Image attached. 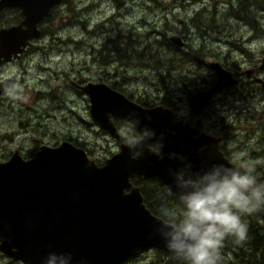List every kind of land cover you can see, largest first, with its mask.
I'll return each mask as SVG.
<instances>
[{"label":"water","instance_id":"obj_1","mask_svg":"<svg viewBox=\"0 0 264 264\" xmlns=\"http://www.w3.org/2000/svg\"><path fill=\"white\" fill-rule=\"evenodd\" d=\"M6 1L0 6L8 5ZM58 1H15L23 8L26 28H12L2 36L9 38L10 31H18V45L37 37V22ZM170 40L178 46L184 44L179 35ZM209 67L216 81L189 99L198 119L216 90L235 83L232 73L219 62L211 61ZM260 67L264 68V58ZM82 90L89 96L92 118L109 133L114 127L108 112L131 121L139 133L152 131L155 136L145 137L144 144L130 152L122 147L101 166L68 141L42 146L30 159H23L16 151L0 162V253L9 259L5 264H43L49 252L71 253L70 264H119L132 249L145 246L170 252L161 238L150 236L154 220L160 218L146 208L129 177L157 176L169 188L173 184L169 169L178 170L185 164L195 169L212 163L229 164L213 137L201 134L194 138L198 131L183 120L173 121L168 109L141 108L104 83L88 82ZM157 143L163 145V159L146 150L147 145ZM204 144L208 145L203 153L208 161L195 155ZM142 150L141 158L130 159V154ZM170 153L175 154L171 159ZM126 188L130 189L127 193Z\"/></svg>","mask_w":264,"mask_h":264},{"label":"rangeland","instance_id":"obj_2","mask_svg":"<svg viewBox=\"0 0 264 264\" xmlns=\"http://www.w3.org/2000/svg\"><path fill=\"white\" fill-rule=\"evenodd\" d=\"M232 2L235 3L236 0H232ZM227 7L228 3L225 0H158L157 2L152 0H77V25L71 27L72 32L70 33V37L77 40V43L71 45V42L66 38L68 33L64 35V40L56 42L52 41L53 37L51 36L50 44L59 42L61 48L59 51L49 54L48 79L51 94L52 91H56L58 94L59 91L72 90L69 80L75 78H77V83L103 81L112 84L118 82L126 93H132L135 97L149 99L153 102H159L162 91H169L172 96L170 103L175 107L176 114L179 117H185L189 113L187 105L189 94L215 81V73L208 67V62L217 61L229 70L240 72L245 68L256 67L260 63V58L264 57V8L252 7L251 13L248 7L234 9L237 11V18L219 19L221 25L213 27L222 31L221 35L210 32L212 30L206 26V23L210 22L206 21L207 19H201L198 24L190 21L201 9H204V13L207 15H209L208 12L222 15ZM120 13L121 16H119ZM241 14L246 16L247 21L249 19L255 21L257 30H261V33H255L246 24L247 21L240 17ZM213 22H217V20ZM159 31L167 32L166 37L173 33L178 35V31H181L180 34L187 38L185 41L188 47L204 46L205 57L203 55L197 59L192 56L196 59L195 62L185 61L183 64L169 60L167 50L160 47V51H154L150 55L153 68L149 65L143 67L135 64L130 65L128 57L131 49L142 50L145 46V44L133 43V39L143 40L154 34L157 35ZM103 44L105 50L102 55H109L107 58L112 60L120 56L121 60L118 58V61L115 60L107 66L100 65L93 60L94 57L101 56L95 51ZM164 61H167V64L163 63ZM157 64L158 67L160 64H164V67L171 70L166 75L170 78H156L161 73L156 67ZM183 75L187 77V80H183ZM29 77L32 80L31 72ZM124 78H126L125 81ZM158 81L161 86L156 84ZM29 85L18 88L19 91L16 90V93L13 94L17 102H21V97L25 96L26 92L28 93L27 86ZM28 95L25 96L28 98L26 101L31 105L32 99ZM245 96L247 97L245 98ZM58 103L60 102L54 105ZM50 104H53L52 101ZM250 104L264 108V91L256 89V86L243 76L237 87L217 93L210 104L206 124L209 122L218 124L219 119L229 115L227 120L233 123L236 128L240 121L236 120L237 115L235 114L244 105ZM8 106L6 105V108L4 107L0 111L1 119L4 118ZM68 106L77 110V119L72 113L67 112ZM18 108L19 105H16V111ZM11 114L14 116L12 111ZM40 115L43 119L46 117L44 112L43 114L40 112ZM53 115V112L49 111L47 125L50 131L45 130V133L38 129L34 123L29 124L32 121L31 115L28 117L24 114L20 117L22 121L29 118L27 123L30 121L28 123L30 128L26 133L20 126L13 123L8 125L9 119H5L4 125L0 128V158L8 156L19 143L25 150H30L33 144L24 141L26 136L39 139L45 137L46 141H54L70 133L77 136L78 142L86 144L91 150L93 149L92 154L99 157L109 156V150L112 152L116 149V147L99 146L103 143V139L93 132L96 127L91 123L86 95L77 94L76 104H67L63 113L55 114L56 117ZM244 119L246 120L245 125L249 127L251 120L248 116ZM262 120L264 121V114ZM86 123L89 125H84ZM225 125H229V123ZM32 128H37L38 131L34 132ZM235 128L231 131L232 134L237 132ZM230 141H227L228 146L232 147L233 143ZM258 148L260 149V147ZM258 164L261 168L260 172L264 173V166ZM259 213L264 215V209H261ZM252 215L253 213L244 216L243 219ZM245 222L248 228L256 222H259L260 227L264 228V224L254 217ZM229 239L234 238L229 237ZM231 250L237 251L234 248ZM2 260L3 257L0 255V263ZM170 261L163 252L147 247L143 250L140 249L121 264H166ZM220 263L240 264V257L235 256L228 249L222 248ZM257 264L263 263L258 262Z\"/></svg>","mask_w":264,"mask_h":264},{"label":"flooded vegetation","instance_id":"obj_3","mask_svg":"<svg viewBox=\"0 0 264 264\" xmlns=\"http://www.w3.org/2000/svg\"><path fill=\"white\" fill-rule=\"evenodd\" d=\"M1 1L2 0H0V2ZM15 1L19 0H7L6 2L8 3V5L0 6V111L4 109L6 105H9L7 110H5L6 112L4 114V118H0V128L4 125V120L9 119V123H7L8 125H12L13 123L16 126H20L23 132L26 133L30 128V126L28 125L30 121L27 123L29 118L26 117L27 119L25 121H22L20 118L24 114H26L28 115V117L29 115H31L30 119L32 121L29 124L32 125V123H34L36 127L38 129H41L44 133L46 132L45 130L50 131V128L47 125L49 111H52L54 114L53 116L56 117L55 114L63 113L65 111L67 104H76L77 94H84L88 99V112L90 118L92 119L91 123L96 127L93 132L103 139V143L99 146L116 147V149L112 152L109 150V156L99 157L92 154L93 149L91 150L86 144L78 142L77 136H73L70 133L60 137L59 140L54 141H46L45 137L39 139L33 136H26L24 138V141L26 143H32V148L27 151L24 149L22 144H16V146L11 151V153L8 154V156L0 158V162L8 160L16 151L23 159H30L35 155L40 147H54L59 145L63 141L71 142L75 146L82 148L86 152L88 158L93 160L99 166L104 165L106 160L111 159L115 154H118L121 151V148L126 146L128 139L134 138L140 133L135 129L131 121L124 118L113 117L109 112V119L114 127L113 133H109L107 129H104L98 122H96L92 118L90 113L91 103L89 96L82 90V87L85 86L86 83L90 82L93 84H106L112 90L123 95L127 100L141 108L146 109L162 106L163 108L168 109L173 121L183 120L184 122H187L189 128H193L198 131L193 135L194 138H198L201 134L213 137V139L216 140L218 150L223 154V157L227 159L229 164L234 166H241L243 164L251 162L255 166L256 175L261 180H264V173L260 172L261 168L258 164L260 163V166H264V121L262 120L264 108H259L258 106H255L253 104L244 105L238 111V113L235 114L237 115L236 120L240 121V123L237 124L236 128L233 126V123L227 120L229 115H226V118L219 119L218 124H213L211 122L206 124L207 113L209 114L208 111H210V104L211 102H213V99L215 98L217 93L226 89L237 87L241 83L243 76L247 80L252 82L254 86H256V89L264 91V68L260 67L263 56L260 58V63L257 64L256 67L245 68L240 72L229 70L221 65L223 68L232 73V76L235 79V83L222 89L216 90L213 97L210 99L208 106L203 108V113L199 119L191 111L189 107V99L194 93L209 89L216 81V78L215 81L211 82L206 87L189 94L187 98L189 113L185 117H179L176 114L175 107L170 103V99H172V96L169 91H162L163 93L161 94L159 102H153L149 99L135 97L132 93H126L125 90L123 91V88L120 87L118 82H113L112 84H108L103 81H87L77 83V78H75L73 80H69L72 90L59 91L58 94L56 93V91H52L53 93L51 94L48 79V68L50 60L49 54L53 51H59L61 49L59 47V42L50 44L51 36L53 37L52 41L56 42L64 40V35L68 33V36L66 38L71 42V45L77 43V40L70 37V33L72 32L71 27L77 25V0H59L57 3H55L49 9L47 15H44L41 20L37 22L36 29L39 31L38 36L25 41V44L19 45L17 40L18 31H10L9 38L2 36L3 32H7L12 28L20 27L21 31L22 29L26 28V18L23 14V8L19 7L15 3ZM10 2L11 4H9ZM118 5L119 4L117 3V6ZM119 16H121V13L119 14ZM161 36L162 31H159L157 35L154 34L153 36L146 37L143 40L133 39V43H136L138 45L145 44V46L142 50H136L134 48L131 49L128 57L129 64H135L140 67L148 65L150 66V55L154 51H160V47L158 46V44L160 42ZM179 36L185 43L184 46L180 48V50H188L190 47H188L185 41V39L187 38L182 36L181 34ZM169 37L167 38L169 39ZM104 44L95 51L101 56L94 57L93 60L97 61V63L100 65L107 66L115 60L118 61V58L120 59V56H117L112 60L111 58H107L109 57V55H102L103 51L105 50ZM170 45L171 48L175 46L171 42ZM207 65L209 67V62L207 63ZM180 68L182 69L183 66ZM30 72L32 74L33 81L30 80ZM156 78L161 79L170 77H160L159 75H157ZM125 79L126 78H124L123 80L125 81ZM183 80H187V77L184 75ZM29 81L32 82L29 83ZM27 84H30L29 86H27L30 96L27 92L26 95H28L30 99H32L31 105H29V102L26 101V99H28L25 97L26 95L21 97V102H17V100L13 97V94L16 93V90L19 91L18 88L24 87ZM156 84L161 86L160 81H158V83ZM254 93H256V91H254ZM246 97L247 96H245V98ZM50 101H52V105L50 104ZM57 102L60 103L54 105ZM16 105H19L18 111H16L17 109H15ZM11 111L13 112L14 116H12ZM40 112L41 114H43V112L46 113V119H43L41 117ZM67 112L69 114L72 113L74 118L77 119V110L68 106ZM246 116H248L251 120V125L249 127L245 125L246 120L244 118ZM226 123H229V125H225ZM84 125L89 124L86 123ZM37 128H32V130L36 132L38 131ZM234 128L237 132L232 134L231 131ZM149 133L154 132L150 131ZM153 136H155V133ZM229 140H231L230 142L233 143L232 147L228 146L227 141ZM202 147L204 148V151H200ZM258 147H260V149ZM207 149L208 145L206 144L199 146L198 153L195 155L208 161L209 157H205L203 155V153L206 154L205 152L207 151ZM157 158L160 157L157 156ZM192 159H195V157ZM129 183L131 187L139 189V192L143 197L144 205L154 216L162 219L163 217L161 216V212L164 209L175 210L177 212L180 211L175 193L173 191H169V188L159 177H138L137 175H133L129 177ZM129 191V188L125 189L126 193ZM259 211L260 210L254 212L252 216H249L244 220L250 221V219L254 217L264 224V215H260ZM251 226H254V228H258L257 226H260V223L256 222L255 224H251ZM147 247L155 248L163 252L167 259L171 260L166 264H175V262L176 264H183L182 260L176 258V256L172 252L164 251L154 246L137 247L132 249L127 254V256H125L121 260L120 264L131 258L136 252L140 251V249L143 250ZM0 255L3 257V260L0 264H5L9 261L8 257L1 253ZM17 263L20 262L16 261L12 264Z\"/></svg>","mask_w":264,"mask_h":264},{"label":"clouds","instance_id":"obj_4","mask_svg":"<svg viewBox=\"0 0 264 264\" xmlns=\"http://www.w3.org/2000/svg\"><path fill=\"white\" fill-rule=\"evenodd\" d=\"M153 135L140 133L128 139L126 147L130 152ZM162 148L157 143L147 145L146 150L163 159ZM143 154L144 150L130 154V159ZM174 155L170 153L169 159ZM169 175L173 178L169 191H174L180 211L162 210L163 218L154 220L150 236L161 238L183 264H219L227 238L237 242L247 239L248 225L243 217L264 209V180L256 175L251 162L241 166L212 163L199 169L185 164L178 170L169 169ZM71 260V253L49 252L43 264H70Z\"/></svg>","mask_w":264,"mask_h":264},{"label":"trees","instance_id":"obj_5","mask_svg":"<svg viewBox=\"0 0 264 264\" xmlns=\"http://www.w3.org/2000/svg\"><path fill=\"white\" fill-rule=\"evenodd\" d=\"M152 1L157 2L158 0H152ZM225 1L228 3V7L222 15H215L213 12H208L209 15H207L204 13V9H201L198 13L194 15V17L191 18L190 21L192 23L198 24V22H200L201 19H205V20L207 19L206 21H210V22L209 23L207 22L206 26L212 30L210 32L221 35L222 31H219L218 29H214L213 27H219L221 25V21H218L219 19L223 20L224 18L227 19L229 17L237 18L236 17L238 16L236 13L237 11H235L234 9L248 7L250 8L249 12L251 13L252 7L264 8V2H262V0H252V1L236 0L235 3H233L232 0H225ZM243 16L244 15L242 14L240 15V17L243 20H246L245 18L246 16L244 17ZM216 20L217 22H213ZM246 24H248L251 27V29L255 31V33H258V34L261 33L260 32L261 30H257L255 21H251V19H249V21H247ZM178 33L180 34L179 31ZM166 36H167V32L162 31V36H161L158 46L167 50L169 60L177 61L181 63L187 61L191 63V62L196 61V59H194L193 57L200 58L203 55H204L203 57H205L206 53L204 52L205 49L203 45L197 46V47L191 46L188 50H180V48L175 47V46L171 48L170 41ZM156 56H158V53H156ZM102 61H105V60H102ZM163 63L167 64V61H164ZM163 65L160 64L159 67H158V64L156 65L157 69L161 71V73L159 74L160 77H165L171 72L169 68H166ZM150 66L153 68L152 63L150 64ZM257 227L258 228H255V229H254V226L253 227L251 226L250 228H248L247 239L242 242H237L236 240L234 241V239H229V238H227L224 242L223 249L225 250L228 249L235 256L240 257V264H257L258 262L264 264V228L260 226H257ZM233 248L236 249L237 251L236 252L232 251L231 249ZM169 264H174V263H169ZM219 264H221L220 261H219Z\"/></svg>","mask_w":264,"mask_h":264},{"label":"bare ground","instance_id":"obj_6","mask_svg":"<svg viewBox=\"0 0 264 264\" xmlns=\"http://www.w3.org/2000/svg\"><path fill=\"white\" fill-rule=\"evenodd\" d=\"M173 35H177V34H173ZM172 36V35H171ZM170 36V37H171ZM170 37H169V40H170ZM180 37V36H179ZM181 38V37H180ZM181 40H182V38H181ZM183 41V40H182ZM170 42L171 43H173L171 40H170ZM183 43H184V41H183ZM174 44V43H173ZM185 44V43H184ZM184 44L182 45V46H178V45H176V44H174L175 46H177V47H179V48H182L183 46H184ZM264 57H262V59H263ZM261 64H262V60H261ZM261 64H260V66H261ZM221 65V64H220ZM213 71V70H212ZM215 73V72H214ZM215 78H216V75H215ZM147 133H149V132H147ZM127 256V255H126ZM120 264V263H119Z\"/></svg>","mask_w":264,"mask_h":264}]
</instances>
